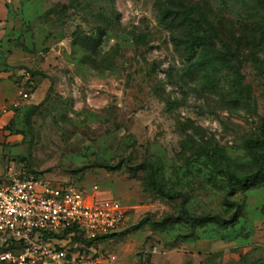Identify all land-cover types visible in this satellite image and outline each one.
Listing matches in <instances>:
<instances>
[{"label":"rangeland","instance_id":"obj_1","mask_svg":"<svg viewBox=\"0 0 264 264\" xmlns=\"http://www.w3.org/2000/svg\"><path fill=\"white\" fill-rule=\"evenodd\" d=\"M0 52L17 90L45 92L14 110L6 169L97 185L131 208L115 243L147 232L144 260L207 239L223 248L206 264H264V182L230 195L264 165V0H0Z\"/></svg>","mask_w":264,"mask_h":264},{"label":"built area","instance_id":"obj_2","mask_svg":"<svg viewBox=\"0 0 264 264\" xmlns=\"http://www.w3.org/2000/svg\"><path fill=\"white\" fill-rule=\"evenodd\" d=\"M30 84L21 82L19 99L0 107V142L9 134L4 117L31 97ZM98 189L10 165L0 176V264L114 263L96 239L127 230L131 208L101 199Z\"/></svg>","mask_w":264,"mask_h":264},{"label":"crops","instance_id":"obj_3","mask_svg":"<svg viewBox=\"0 0 264 264\" xmlns=\"http://www.w3.org/2000/svg\"><path fill=\"white\" fill-rule=\"evenodd\" d=\"M9 60L8 55L0 52V60ZM3 66L0 65V107L10 103L17 98L19 90H17L16 77L13 76L12 71H6ZM45 94L44 91H36L32 94L33 103H37L38 100ZM15 111H10L4 117L5 123H10L14 118ZM5 140L0 142V176L5 172V162L7 158L5 154L11 152L13 147H6L3 145L5 141L20 139L21 135H11V132L6 130ZM140 229L138 230V232ZM137 232V233H138ZM147 232L138 237L139 240L130 243L133 236L136 233L127 234L124 238L115 243L118 237L114 236L108 238L106 242L100 243L102 249H105L111 255L116 256V261L110 264H142V255L139 253L140 248L145 244V236ZM222 245L217 240L199 239L183 246H173L163 249L161 253H155L152 250L151 253H147L149 257V264H206L204 258L208 255H221Z\"/></svg>","mask_w":264,"mask_h":264},{"label":"trees","instance_id":"obj_4","mask_svg":"<svg viewBox=\"0 0 264 264\" xmlns=\"http://www.w3.org/2000/svg\"><path fill=\"white\" fill-rule=\"evenodd\" d=\"M31 108L34 110L37 108V106H32ZM32 109L29 110L25 114L27 122H30V117L32 115ZM9 127H10V124L8 125L7 128H9ZM260 129L262 131V134L264 135V122L261 124ZM259 142H260L261 147L264 149V139L259 141ZM29 151L31 152V149H29ZM101 166H110L113 168H115V167L118 168L120 165L113 166V165L104 163ZM128 168H130V170H132V171H135V167H131L128 165ZM230 181L232 184L231 189H230V195L236 194L240 189H246V188H249L251 186H255L257 184H260V183L264 182V165L261 167V170L255 171L251 174H248L243 178H238L235 175H231ZM234 182H237L238 186ZM146 184H147L148 189L151 192H153L156 196H160L162 198H170V199H178V198H182L183 200L186 199V196L184 193L174 192V191L170 190L164 184L159 182L153 173H150L149 176H147ZM241 214H242V208H239L238 211L233 215V221H236ZM180 215H181L180 219L186 218L187 220L191 221L194 224H196V223L204 224L206 222H211L214 220V218H212L211 216H192L184 207H182V209L180 211ZM173 218L174 217L169 216L168 218L161 220V221L160 220L159 221H153L152 226L154 228L166 226L169 223H171V220ZM180 219L176 218L172 222L178 223L180 221ZM147 222H148V219H142L137 225H135V227H133V229H135V230L141 229ZM115 235H117V233L98 237L96 240H106L108 238L114 237ZM141 263L142 264H149V257L145 260L142 259Z\"/></svg>","mask_w":264,"mask_h":264}]
</instances>
